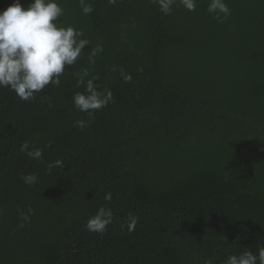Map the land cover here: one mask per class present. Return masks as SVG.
Segmentation results:
<instances>
[{
  "label": "trees",
  "instance_id": "16d2710c",
  "mask_svg": "<svg viewBox=\"0 0 264 264\" xmlns=\"http://www.w3.org/2000/svg\"><path fill=\"white\" fill-rule=\"evenodd\" d=\"M86 2L88 15L58 0L60 26L90 42L60 85L30 102L0 88V264H223L264 247V0H225L222 20L210 0L169 15L155 0ZM85 71L114 102L81 130ZM100 206L114 214L103 235L85 228Z\"/></svg>",
  "mask_w": 264,
  "mask_h": 264
},
{
  "label": "clouds",
  "instance_id": "9594fccd",
  "mask_svg": "<svg viewBox=\"0 0 264 264\" xmlns=\"http://www.w3.org/2000/svg\"><path fill=\"white\" fill-rule=\"evenodd\" d=\"M159 4L164 15L171 14L177 0H155ZM109 4H116L117 0H108ZM188 11H195L197 0H179ZM81 10L85 15L93 11L91 4L86 0H80ZM208 12L215 14L217 19H224L231 15V10L225 0H210ZM64 8L58 0H32L25 8L20 0L5 10L0 11V88H9L22 101L30 102L36 94L43 91L48 85L59 86L60 77L64 75L66 66L74 65L80 57L89 40L82 38L84 33L75 27L60 26V19L64 16ZM93 50L90 62L94 63ZM88 72L80 74L77 79V87H83V92H77L73 96L74 106L89 116V120H77L76 125L83 130L90 126L94 113L114 102L111 91L100 90L94 79H85ZM124 76L123 73H121ZM131 79L124 76L125 82ZM28 157L42 162L43 150L30 148V142L25 141L19 149ZM62 160H56L48 165V171L53 168H64ZM28 185H35L38 181L36 173L22 176ZM112 193L104 195L105 201H111ZM34 210L29 207L27 213L20 212V227H24V221L30 220ZM113 211L110 207L100 206L95 215L89 217L85 224L86 230L103 235L107 227L113 222ZM136 217H130L127 223L129 231L135 229ZM123 227V225H122ZM205 264H212L206 260ZM223 264H264V247L252 251L246 248L239 254H229Z\"/></svg>",
  "mask_w": 264,
  "mask_h": 264
}]
</instances>
